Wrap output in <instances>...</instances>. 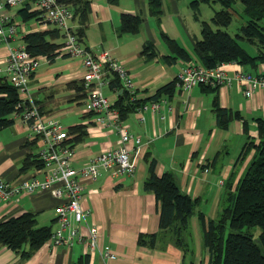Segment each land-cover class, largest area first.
I'll use <instances>...</instances> for the list:
<instances>
[{
  "label": "crops",
  "instance_id": "1",
  "mask_svg": "<svg viewBox=\"0 0 264 264\" xmlns=\"http://www.w3.org/2000/svg\"><path fill=\"white\" fill-rule=\"evenodd\" d=\"M177 1L168 0L172 12L162 17L165 0H159L157 14L148 12V0H89L86 19L79 22L72 13L68 23L73 29L82 26L79 42L89 51L98 53L106 49L110 55L121 59L138 95L147 96L174 78L188 60H198L192 44L199 37V24L187 23ZM21 6L1 8L12 14L18 24L8 44L0 40V64L8 45L22 42L25 31L38 29L35 16L21 18L17 12ZM120 12L141 15L135 31H118ZM165 36L173 37L183 46L190 54L188 58L174 55ZM62 39V34L53 38L58 43L54 47L56 53L35 63L28 83L39 112L55 117L65 127L75 123L82 125L84 132L78 139L67 141L72 136L70 132L66 140L72 147L70 163L78 166L99 149L114 145L118 133L110 126L95 123L94 114L81 109L80 57L58 51ZM148 40L155 52L151 56L141 53L143 43ZM242 66L253 72L259 67L264 71V61L257 63L255 68ZM226 72L232 73V64L227 65ZM120 89L121 86L118 89L108 86V82L102 87L110 101ZM213 95L219 105L237 110L240 115L230 117L224 126L219 125L212 108ZM157 100V109H130L121 118L130 133L126 146L133 161L132 170L115 176L102 169L92 180L82 178L84 183L78 203L86 210L83 222L94 224L99 232L97 242L106 244L114 256H103L97 248L78 240L67 247L52 245L44 239L28 256L22 255L27 244L18 249L0 244V264H187L190 259L191 264H197L199 257L205 262L206 255L199 249L194 212L189 216L192 254L183 257L181 249L169 240L161 246L136 242L138 232L158 229L155 194L142 189L141 185L147 173L145 155L153 158L155 174L170 172L180 190L198 197L195 210L211 216L221 206L226 181L230 179V188H233L254 154V144L259 138L256 117L264 118V86L255 87L245 95L241 84L233 79L215 88L196 83L183 89L173 83L171 92L160 93ZM7 117L10 121L0 124V178L12 180L23 175L42 178L44 169H37L42 164L21 168L28 155H37L40 138L31 135V127L16 115L14 108ZM16 196L0 198V220L31 210L36 224H49L50 230L56 226L54 206L59 198L48 188L21 191Z\"/></svg>",
  "mask_w": 264,
  "mask_h": 264
},
{
  "label": "trees",
  "instance_id": "2",
  "mask_svg": "<svg viewBox=\"0 0 264 264\" xmlns=\"http://www.w3.org/2000/svg\"><path fill=\"white\" fill-rule=\"evenodd\" d=\"M77 16L79 22L86 19L89 9V0H63ZM200 0H189L192 7L191 15L198 19L199 37L193 40V53L199 62L212 66L220 61L234 60L239 64L255 68L257 63L264 61V21L259 19L264 15V0H239L241 11L245 15L244 21L238 25V30L232 34L224 26L230 20L232 3L235 0H220L221 6L214 9L209 19L199 18L198 3ZM160 11L159 0H148V12L157 14ZM22 19L31 16L37 18L36 10H28L26 6L17 8ZM138 13L120 12L118 31H135L141 20ZM82 26L76 32L79 37ZM62 31L56 26L43 29L25 31L22 40L31 54H45L51 58L56 52L54 47L58 44L53 41ZM237 38L255 45V51H247ZM168 46L174 55L188 58L189 52L179 45L173 37L165 36ZM150 40L143 43L141 53L151 56L155 52ZM172 55V57H175ZM264 73V71H262ZM174 78L159 86L147 96L130 99L124 88L116 92L112 104L117 107L120 118L130 109L143 102L146 98L158 99L160 93H170ZM201 82H199L200 84ZM205 84L215 88L216 84ZM108 86L120 88L115 75H109ZM19 99L16 88L0 74V124L9 122L8 113L14 108ZM212 108L217 123L224 126L233 116H239L237 110L221 106L213 95ZM258 140L254 144V154L246 164L241 176L230 188V179L225 183L223 201L213 216L206 215L202 210L196 209L197 196L180 190L176 181L168 171L155 174L152 170L153 158L147 157V173L142 179V189L150 190L155 194L157 201L158 229L148 232H138L136 242L147 246L162 245L168 240L182 251V256L192 254V230L189 216L196 215L200 252L205 254V262L199 257L197 264H264V118L256 117ZM72 133L69 140H76L84 132L82 125L75 123L67 127ZM40 158L32 153L21 165L25 169L29 165H41ZM253 226L258 231L254 234ZM50 232L49 224H36L34 212L22 211L19 214L9 215L0 220V244L14 249L27 244L22 250L23 256H28L33 249L47 237ZM160 241L161 244H157ZM192 259L187 264H191Z\"/></svg>",
  "mask_w": 264,
  "mask_h": 264
},
{
  "label": "built area",
  "instance_id": "3",
  "mask_svg": "<svg viewBox=\"0 0 264 264\" xmlns=\"http://www.w3.org/2000/svg\"><path fill=\"white\" fill-rule=\"evenodd\" d=\"M4 5H22L28 10L37 11L38 29L54 25L62 31L63 39L60 52L78 55L81 62L79 75L83 100L81 109L94 114V122L112 127L118 133V140L114 145L99 149L78 166L70 163L72 147L66 142L70 132L55 117L39 112L31 97L28 78L35 63L45 54H31L24 42L8 45L3 62L0 64V74L3 75L17 90L19 99L14 105L16 115L31 127L32 136H38L41 145L37 156L44 169L42 178L33 175H23L12 180L0 178V198L7 199L21 191H31L36 188H48L50 193L59 201L54 206L56 226L45 238L52 245L63 244L70 246L74 240L86 242L89 247H95L106 257H113L114 252L106 244H99V232L93 223L83 222L86 210L81 208L78 198L84 181L92 180L106 169L111 175L118 176L132 170L133 161L128 156L126 140L130 133L118 115V109L112 104L102 87L109 80L108 73L115 75L130 99L139 97L138 91L131 79L130 73L121 59L110 55L106 49L93 53L79 42L78 34L68 23L72 15V8L63 0H0V40L6 41L16 34L18 21L12 14L1 10ZM228 64H232V73L226 72ZM233 79L245 95L258 86H264V73L259 67L253 72L243 68L234 60L220 61L212 66L203 65L198 60H188L174 77V84L183 89H189L192 84L229 83ZM159 101L149 99L135 106L134 110L149 107L157 109ZM137 141L138 138H135Z\"/></svg>",
  "mask_w": 264,
  "mask_h": 264
},
{
  "label": "rangeland",
  "instance_id": "4",
  "mask_svg": "<svg viewBox=\"0 0 264 264\" xmlns=\"http://www.w3.org/2000/svg\"><path fill=\"white\" fill-rule=\"evenodd\" d=\"M189 0H178L177 5L180 13L183 15L184 19L187 20V23H194V25H198V19H195L192 17L191 14V9L192 7L189 6L188 4ZM165 7L164 10L161 14L162 17H164L166 14L171 13V8L168 5V0H165ZM221 6L220 0H200L198 3V8H199V18H205L209 19V16L213 12L214 9L218 8ZM231 10V17L230 20L222 26L225 28L229 33H233L234 31L238 30V25L244 21L245 15L241 11V3L239 0H235L232 5ZM32 21V20H31ZM260 22L264 21V15L259 19ZM17 30V28H16ZM239 43L244 46V48L249 51L253 52L255 51V45L244 38H237ZM216 212L211 213V216L215 215ZM254 228V234L258 231L257 226H253ZM192 232V231H191ZM199 233V230H198ZM200 235V234H199ZM200 249V248H199ZM201 250V249H200Z\"/></svg>",
  "mask_w": 264,
  "mask_h": 264
}]
</instances>
